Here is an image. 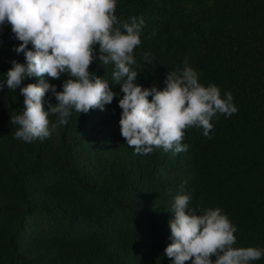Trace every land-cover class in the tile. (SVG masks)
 <instances>
[{
  "label": "trees",
  "instance_id": "1",
  "mask_svg": "<svg viewBox=\"0 0 264 264\" xmlns=\"http://www.w3.org/2000/svg\"><path fill=\"white\" fill-rule=\"evenodd\" d=\"M115 14L144 20L132 66L140 85L162 89L167 73L182 70L187 59L201 84L232 93L238 111L213 118L212 139L186 129L187 152L140 155L120 134L122 93L113 67L98 58L89 71L117 97L103 111L73 110L44 140L14 138L17 126L9 121L24 98L5 87L0 264H171L164 250L178 194L190 195L191 208H220L237 228L234 247L264 249V0H117ZM19 43L9 24L0 26V81L11 61L25 62L13 50ZM65 79L48 82L60 91ZM44 99L46 109L49 100L56 104L51 93ZM251 264H264V257Z\"/></svg>",
  "mask_w": 264,
  "mask_h": 264
},
{
  "label": "clouds",
  "instance_id": "2",
  "mask_svg": "<svg viewBox=\"0 0 264 264\" xmlns=\"http://www.w3.org/2000/svg\"><path fill=\"white\" fill-rule=\"evenodd\" d=\"M116 8L117 0H0V26H11L20 42L13 50L25 58L24 63L11 61L6 79L0 81V91L19 90L24 98L23 108L9 121L17 126L15 139L33 143L50 138L59 125L67 124L73 110L82 115L110 105L117 93L105 78L89 71L97 58L99 64L113 67L112 81L122 93L120 134L134 154L161 148L187 152L186 129H202L203 136L212 139L213 118L238 111L232 93L222 96L215 84H201L187 59L182 70L167 73L162 89L140 85L132 66L144 20L118 19ZM143 57L151 63L148 52ZM62 75L67 79L58 91L48 81ZM26 79L39 83L25 85ZM48 93L56 104L49 100L46 109ZM52 115L55 123L49 119ZM190 202L187 194L173 197L171 243L164 250L171 264H251L264 257V249L258 247H234L237 228L220 208L201 210L189 207Z\"/></svg>",
  "mask_w": 264,
  "mask_h": 264
}]
</instances>
